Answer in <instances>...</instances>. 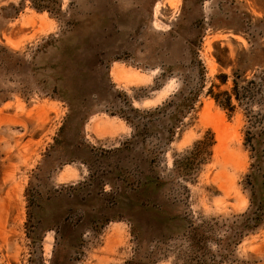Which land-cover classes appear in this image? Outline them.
Returning <instances> with one entry per match:
<instances>
[{
	"label": "rangeland",
	"instance_id": "1",
	"mask_svg": "<svg viewBox=\"0 0 264 264\" xmlns=\"http://www.w3.org/2000/svg\"><path fill=\"white\" fill-rule=\"evenodd\" d=\"M236 79L264 0H0V264H264Z\"/></svg>",
	"mask_w": 264,
	"mask_h": 264
},
{
	"label": "trees",
	"instance_id": "2",
	"mask_svg": "<svg viewBox=\"0 0 264 264\" xmlns=\"http://www.w3.org/2000/svg\"><path fill=\"white\" fill-rule=\"evenodd\" d=\"M242 83L244 84V86L242 87L241 89L242 92H241L239 91V82L237 81V79L233 81L234 87H233L232 92L230 94L228 93L225 94L228 97L227 104L226 105L220 104V107L224 111H230L233 109V107H231V102L233 99L237 101L240 104V106L242 105V102L245 98L248 100L254 101L255 100L254 98L256 97L255 94H257L256 91L262 92L260 100L264 105V91H261L262 89L264 90V87H263L264 85L254 86L253 82H246V81H243ZM258 138L259 137H257V140H256L257 147L254 144L251 145L252 152L254 153V157L256 158V164L253 165V167H255V170H261L262 165L264 163V147L262 148V146L264 145V141L263 139L260 140ZM252 196H253L252 204L254 205V207H256V212H254L253 215H255L256 217L254 218L252 216V218H248V222L249 221L255 222L253 227L256 228L263 221L262 219L264 216V197L263 195H260V200L258 201V198L257 196L255 197V194Z\"/></svg>",
	"mask_w": 264,
	"mask_h": 264
}]
</instances>
